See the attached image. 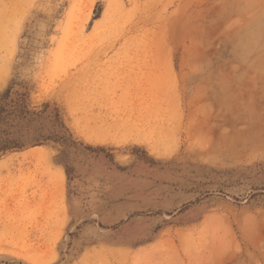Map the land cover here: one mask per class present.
I'll return each instance as SVG.
<instances>
[{
	"label": "rangeland",
	"instance_id": "374dc122",
	"mask_svg": "<svg viewBox=\"0 0 264 264\" xmlns=\"http://www.w3.org/2000/svg\"><path fill=\"white\" fill-rule=\"evenodd\" d=\"M11 85L70 140L0 159V264H264V0H0Z\"/></svg>",
	"mask_w": 264,
	"mask_h": 264
},
{
	"label": "trees",
	"instance_id": "16d2710c",
	"mask_svg": "<svg viewBox=\"0 0 264 264\" xmlns=\"http://www.w3.org/2000/svg\"><path fill=\"white\" fill-rule=\"evenodd\" d=\"M98 18L96 15L94 20ZM49 109L50 105L47 104L43 111L33 110L28 93L14 91V85L0 94V159L29 146L69 142L68 130L58 109L50 113ZM46 121L51 125L52 132L47 130ZM58 129L64 135H56Z\"/></svg>",
	"mask_w": 264,
	"mask_h": 264
},
{
	"label": "bare ground",
	"instance_id": "6f19581e",
	"mask_svg": "<svg viewBox=\"0 0 264 264\" xmlns=\"http://www.w3.org/2000/svg\"><path fill=\"white\" fill-rule=\"evenodd\" d=\"M47 157H48L47 154L45 153L44 149L41 147L35 148L33 151L26 153L22 156L23 159H29L30 158L32 160H36L37 162H40L42 160H46ZM11 162H12V159H9L7 161H0V168L9 167L10 164H12Z\"/></svg>",
	"mask_w": 264,
	"mask_h": 264
}]
</instances>
